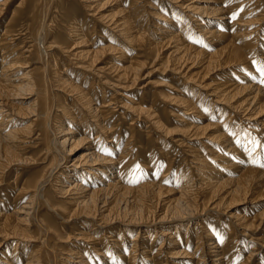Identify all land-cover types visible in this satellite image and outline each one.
Segmentation results:
<instances>
[{
  "label": "bare ground",
  "instance_id": "1",
  "mask_svg": "<svg viewBox=\"0 0 264 264\" xmlns=\"http://www.w3.org/2000/svg\"><path fill=\"white\" fill-rule=\"evenodd\" d=\"M263 117L264 0H0V264H264Z\"/></svg>",
  "mask_w": 264,
  "mask_h": 264
},
{
  "label": "rangeland",
  "instance_id": "2",
  "mask_svg": "<svg viewBox=\"0 0 264 264\" xmlns=\"http://www.w3.org/2000/svg\"><path fill=\"white\" fill-rule=\"evenodd\" d=\"M111 9L112 8H109V9H107V11L104 10V13H109V11H111ZM176 10L178 11L179 14L182 15V17L180 18V21H185L186 22V19L184 18V15L181 13L182 11L179 8H176ZM170 25L171 24L169 23V26ZM161 72H163V73H159L158 72L156 74H153L152 76L149 75V76H151V78H150L151 80H154V81L157 82V86L154 87L152 91H149L148 90L149 88L141 89V91L139 90L140 87H142V83L148 81L149 78L147 79V77H146L145 78L146 80L143 81L141 83V85H139L137 88L134 87V88L130 89V91L127 90L126 93L124 92L126 94V96L128 95L127 97H125L126 99H124V101L127 102V104H128V103H130L129 100H131V97H137L138 98V97H140V95H138V94H142L140 103H141L142 107H147L146 104H147V102H149L150 96L152 95L151 97L153 98L157 94L156 92H154L152 94V92L154 90H157V91L158 90H162L165 95L166 94H170V93H171V95H175V93H177V92H186V91H188V89H190L191 87H193V84L191 82L186 81L185 79L179 77L177 74L175 75V73L168 72V71H161ZM168 73H171V74H168ZM170 77H172L173 79H169ZM194 89L195 90L193 92H196L197 91L198 93H200V97L203 96L201 99L198 100V106H199V108H202L201 107L202 100L204 98H210L211 96L206 95L207 90H205V92H204V89H203V91H201L200 89L196 88L195 86H194ZM107 90L110 91V92L113 91V89H112L111 86ZM144 91L148 92L147 93L148 96L146 98L144 96V93H146V92H144ZM107 92H106V94H107ZM190 95H192V94H190ZM194 95L195 94H193L192 96H194ZM109 96L110 95H108V97ZM160 103L163 104V105H165V107H164L165 109L164 110L168 114V124H165V126L167 125V129H168V127H170L171 129H177L176 128L177 127L176 126L177 123L175 121L178 118L177 115L184 116L182 113H180V111L178 109L179 105L177 103H172V102L164 101V98L163 97L160 98ZM211 105H212V114H213V113H215V108L216 107H219L218 105H220V104L217 103L212 98ZM203 110L205 111V109H203ZM186 114H190V115H185L184 117H187L188 116L189 118H192L193 120H196V123H198V125H201L202 123H205L206 122L203 117L201 118V116H193L191 114V112L190 113H186ZM125 116H127V115H125ZM222 117H223V115L220 118H222ZM126 120H128V118H126ZM239 120H241V119H239ZM144 125H146V124H144ZM178 126H181V124H178ZM252 126L253 125H249L248 124L247 127H252ZM108 127H109V125H108ZM153 131L155 132V130L152 129V132ZM161 131L163 132V130H161ZM156 134L159 135L158 131H156ZM93 135L94 134L91 135V138H93L92 137ZM176 135H178V134L175 133L174 135H170V136H176ZM177 137H179V136H177ZM164 138H165L164 141H166V143L169 144L167 138H171V137H164ZM188 142L189 143H192L191 145H193L196 148V150L198 149V150H200L202 152V155H203L204 159L207 161V163H211V167L213 168V173H216L218 170H221L222 172H224L225 169L223 168V166L221 167V164H219L217 162V160H215L213 158V155L211 154V151H210V149L208 147L210 145L208 143L211 142V140L208 141V138H204V136H201V137H197L196 139L190 140ZM203 142H204V145H206L207 149L204 147ZM214 144H219V143H215L214 142ZM80 148H82V149L79 150V151H77L76 152V155H79L81 152H83L84 149H86L84 146H82ZM203 149H205V150H203ZM252 152L253 151H250V153L243 152L244 153V156H243L244 158H240V160L239 159H235V158H237V156H235V157L228 158V161H229V159H231L232 161H235L237 165H240L241 166V165H243L245 163V161H243L245 159V157H246L245 155H247V154L250 155V154H252ZM170 153H173V151L170 152ZM230 156H233V155H230ZM263 161H264V159H263ZM197 172L198 171L196 170L195 174ZM157 175H159V174H157ZM237 206H238L237 208H242V210H244L243 212H253L254 210L259 211L261 208H264V199L263 200H260V201L253 202V203H251V202H248V203L247 202L246 203H240ZM209 208H210V210H207L209 212H206L204 215L200 216L197 220H194V222H192V224L190 226H188L187 229H185L186 227H184L182 229V233L181 234L187 233L188 236H189L188 238H191L190 245H187L185 247L184 237H183L182 239H180V244L182 243V245H180L178 243V245H176V248L183 247V248L186 249V251L193 250L194 245H195V242H194L195 241V235H194V233H195V231H197L198 228H201V227H211V226H213V224L215 222L217 224H221V222L223 221L224 216H225L223 214V212L220 210V212H222V216H220L219 215V212L211 209L212 208V205ZM164 226H165V224H164ZM164 226H162V228H165ZM159 234H160L159 233V230H157V233H156V243H155L156 246H159V244L161 243V240L159 241V238H162L163 239V236H161ZM125 235L128 236V237L129 236L132 237V235H130L129 232L127 234H125ZM170 248H175V247H168V249H170ZM9 252L11 253V251H9ZM244 254H247V249H244ZM177 259H179V258H177ZM238 262H240V261H238Z\"/></svg>",
  "mask_w": 264,
  "mask_h": 264
},
{
  "label": "snow or ice",
  "instance_id": "3",
  "mask_svg": "<svg viewBox=\"0 0 264 264\" xmlns=\"http://www.w3.org/2000/svg\"><path fill=\"white\" fill-rule=\"evenodd\" d=\"M235 15V14H234ZM262 167H264V165H261Z\"/></svg>",
  "mask_w": 264,
  "mask_h": 264
}]
</instances>
